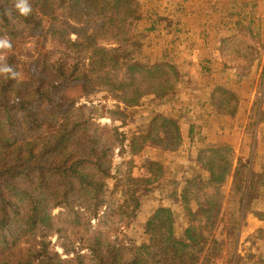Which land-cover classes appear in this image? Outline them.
Returning a JSON list of instances; mask_svg holds the SVG:
<instances>
[{
    "label": "trees",
    "instance_id": "1",
    "mask_svg": "<svg viewBox=\"0 0 264 264\" xmlns=\"http://www.w3.org/2000/svg\"><path fill=\"white\" fill-rule=\"evenodd\" d=\"M15 3L0 0V39L8 38L12 45L0 57V264H220L224 248L216 232L223 225L224 232L235 236L240 225L236 211L230 219L223 211L228 179H233L232 201L239 212L244 201L249 205L264 187V174L250 173L248 164L230 146L199 152L198 163L208 178L203 186L188 182L181 194L185 222L179 221L173 209L160 207L147 221L145 241L120 245L127 232L120 228L137 217V204L133 215L122 217L117 241L102 234L87 237L89 260L83 254L62 258L52 249L49 239L56 230V209L73 214L85 209L97 217L103 209L115 211L114 198L127 188L125 182H118L116 189H110L114 139L107 127L86 113L82 100L108 92L122 119L146 96L165 98L161 104L175 108L182 72L173 60L155 56L140 40V33L149 35L160 24L149 17V27L140 29L146 17L142 0H28L32 11L27 17L19 15ZM63 9L76 23L72 32L52 19ZM89 13L104 15L103 26L90 31ZM230 15L238 17L235 37L244 36L259 46H250L245 56L248 61L242 67L247 77L263 56L262 34L255 22L264 19V11L246 3L237 15ZM229 39H224V45ZM30 41L34 54L24 49ZM100 41L109 44L103 46ZM59 43L75 50L53 55ZM8 67L17 73L15 78L4 71ZM203 70L209 72L210 67L203 66ZM238 102L236 92L223 86L209 97V105L219 116L232 115ZM49 118L56 120L54 126ZM194 129L192 125L190 133ZM182 136L176 119L157 114L147 134L132 137L131 151L123 147L120 152L130 154L131 170L134 158L147 148L176 153ZM125 139L122 136V143ZM149 162L143 186L147 190L159 186L164 193L168 187L165 165ZM133 191L127 188L125 196ZM131 200L139 199L131 195ZM125 210V206L118 208ZM25 238L36 242L33 252L26 255L18 245Z\"/></svg>",
    "mask_w": 264,
    "mask_h": 264
},
{
    "label": "rangeland",
    "instance_id": "2",
    "mask_svg": "<svg viewBox=\"0 0 264 264\" xmlns=\"http://www.w3.org/2000/svg\"><path fill=\"white\" fill-rule=\"evenodd\" d=\"M142 1L146 17L140 29L149 27V17L158 20L160 24L157 25L159 30L149 35L140 33V40L155 56L173 60L181 70L182 80L176 88L178 104L173 108L170 103L161 104L165 102V98L146 96L138 108L129 110L122 119L113 107L116 103L108 92H99L82 100L81 105L87 107L86 113L92 115L96 124L107 127L108 135L114 139V177L110 179V189H116L118 182H125L124 186L134 188V191L127 196V188L124 192L119 191L112 202L115 211L106 208L97 217L91 216L85 209L80 210L81 214H73L65 208L56 209V230L49 240L52 249L62 258L83 254L89 260L91 253L86 248L87 237L102 234L109 241H117L118 229L124 224L121 223L122 217L133 215L137 204V217L130 220L128 226L120 228V231H127L119 242L120 245L126 242L128 246H136L145 241L144 228L147 221L160 207L173 209L179 221L185 222L186 212L182 208L181 194L188 182L193 181L203 186L208 178V175L202 173L198 163L202 149L230 146L248 164L250 173L254 171L264 174V52L262 58L254 63L251 74L243 77V67L248 61L245 56L251 51V47L257 45L244 36L235 37L238 17L230 15L231 12L237 15L246 3L264 11V0ZM172 6L182 7L179 10L181 16L174 20H171ZM88 16L92 21L90 31L105 23V16L102 14L89 13ZM52 19H56L60 27L66 28L68 32L77 28L66 9L57 11ZM255 27L260 29L264 43V19L257 20ZM227 38L230 39L224 45V39ZM71 39H77L74 32ZM32 44L30 41L24 47L26 53H33ZM108 44L100 41V45ZM55 47L57 49L55 48L53 55L56 56L62 51L75 50H68L61 43ZM4 52L5 49L0 48V57H5ZM203 66L210 67V71L203 70ZM221 86L235 91L239 97L238 106L234 108L232 115L219 116L209 105L211 93ZM232 103L234 106L236 100ZM157 114H164L180 123L183 135L180 148L176 153L147 148L141 156L134 158V167L130 170V154L127 152L126 156H122L120 151L123 147L131 151L129 145L132 137L136 133L147 134L151 121ZM49 122L51 126L56 124L54 118H49ZM192 125H195V129L190 133ZM122 136L126 137L123 143ZM149 161H159L165 165V183L168 187L164 193L157 184H154L156 187L153 190H147L143 186L149 177ZM232 187L233 179L230 177L224 188L223 211L226 219H230L236 211L240 216V225L235 236L224 232L223 225L216 232L224 248V259L220 264H264V233L259 232L264 230V220L261 218L264 216V187L258 189L256 198L249 205L244 201L240 212L232 201ZM131 195L139 200L132 201ZM122 206L126 210L118 211ZM237 206L239 207L238 203ZM232 231L235 233L236 230ZM35 244L36 242L25 238L18 245L21 253L26 255L33 252Z\"/></svg>",
    "mask_w": 264,
    "mask_h": 264
},
{
    "label": "clouds",
    "instance_id": "3",
    "mask_svg": "<svg viewBox=\"0 0 264 264\" xmlns=\"http://www.w3.org/2000/svg\"><path fill=\"white\" fill-rule=\"evenodd\" d=\"M15 8L18 10L19 15L23 17H27L32 11L28 0H16ZM11 47L12 45L8 38L0 39V48L11 49ZM4 71L11 73L13 78H15L17 75V73H15L11 67L6 68Z\"/></svg>",
    "mask_w": 264,
    "mask_h": 264
},
{
    "label": "crops",
    "instance_id": "4",
    "mask_svg": "<svg viewBox=\"0 0 264 264\" xmlns=\"http://www.w3.org/2000/svg\"><path fill=\"white\" fill-rule=\"evenodd\" d=\"M181 8L182 7H174V6L170 7L171 14H172V19L171 20H174L176 18H179V16H181V14L179 13V9H181Z\"/></svg>",
    "mask_w": 264,
    "mask_h": 264
}]
</instances>
